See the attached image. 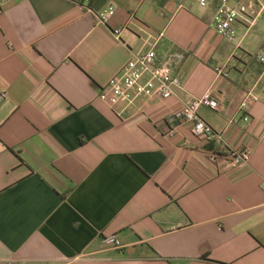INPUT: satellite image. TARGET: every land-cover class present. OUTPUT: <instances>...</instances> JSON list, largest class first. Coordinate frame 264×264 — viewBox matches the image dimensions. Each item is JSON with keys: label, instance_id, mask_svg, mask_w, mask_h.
I'll return each instance as SVG.
<instances>
[{"label": "crops", "instance_id": "1", "mask_svg": "<svg viewBox=\"0 0 264 264\" xmlns=\"http://www.w3.org/2000/svg\"><path fill=\"white\" fill-rule=\"evenodd\" d=\"M110 3L106 23L86 9ZM213 13L198 0H0V264H264V9L235 42ZM151 47L182 55L176 95L101 99ZM208 91L220 109L199 116L250 147L246 163L225 168L211 159L221 144L167 121Z\"/></svg>", "mask_w": 264, "mask_h": 264}, {"label": "built area", "instance_id": "2", "mask_svg": "<svg viewBox=\"0 0 264 264\" xmlns=\"http://www.w3.org/2000/svg\"><path fill=\"white\" fill-rule=\"evenodd\" d=\"M18 1V0H16ZM86 2L88 0H85ZM201 6H214V13L210 21V28L229 42H235L237 38V25L245 27L246 32L252 30L260 18L264 5L258 0H198ZM256 3H259L258 7ZM97 19L108 22L116 12V6L112 3L98 11L86 7ZM122 28H116L113 33L119 36ZM162 34H159V37ZM182 58L177 52H168L160 55L155 48L151 47L146 51L132 53L122 68L111 79L109 84L100 93L101 99L110 104H117L121 101L133 103L144 92L150 91L153 95L162 99H168L176 95V88L181 86V76L175 72L174 66ZM257 60L264 65V52L257 55ZM216 73L225 76L222 66L216 67ZM5 96L0 94V98ZM254 95L249 92L240 103L241 119L244 122L250 121V105L254 101ZM202 106L214 110L220 109V100L211 91L206 92L198 98H191L183 103L181 108L167 118L173 123L178 120L182 124H189L194 136L204 143H219L224 150L223 155L212 154L211 159L220 163L225 168H233L248 161L251 148L234 149L225 144L221 132L216 131L210 124L205 122L198 114ZM264 189V184H263ZM105 243L113 249L122 248V244L115 236L105 238ZM3 264H51L47 260H39L31 263L6 260Z\"/></svg>", "mask_w": 264, "mask_h": 264}]
</instances>
